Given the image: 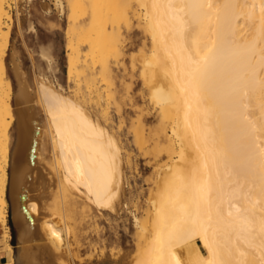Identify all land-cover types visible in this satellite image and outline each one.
I'll list each match as a JSON object with an SVG mask.
<instances>
[{
  "label": "bare ground",
  "instance_id": "1",
  "mask_svg": "<svg viewBox=\"0 0 264 264\" xmlns=\"http://www.w3.org/2000/svg\"><path fill=\"white\" fill-rule=\"evenodd\" d=\"M7 2L0 0V235L5 244L0 255L7 257L0 264L15 261L9 243V207L23 236L34 238L41 223L40 204L29 198L31 181L39 180L45 190L57 178L63 199L75 187L97 208L116 212L123 182L118 90L109 93L118 117L115 131L109 126L111 116L102 104L101 90L96 98L79 101L46 83L40 84V101L48 119L46 151L53 162L38 170L41 130L35 124L31 132L22 114L9 175L14 121L5 64L12 21ZM119 4L71 0L68 76L81 66L85 82L93 81L86 63L79 65V53L86 45L100 64L102 78L113 81L117 67L112 55L121 54L125 61V52L135 47L121 42L119 49L115 38L142 29L139 55L132 57V64L139 61L140 76L164 117L155 136L159 141L160 133L166 136L171 162L166 164L167 178L157 194L146 229L148 244L138 264H185L178 253L183 244L190 264H264V0H121ZM98 43H105L100 50L95 48ZM93 100L100 118L87 106ZM41 226L56 247L66 243L65 223L45 218Z\"/></svg>",
  "mask_w": 264,
  "mask_h": 264
},
{
  "label": "rangeland",
  "instance_id": "2",
  "mask_svg": "<svg viewBox=\"0 0 264 264\" xmlns=\"http://www.w3.org/2000/svg\"><path fill=\"white\" fill-rule=\"evenodd\" d=\"M115 2L119 4L121 0H115ZM7 3L12 21L5 64L12 85L10 103L11 116L14 121L9 175L11 176L12 173L13 153L17 144L22 114H24L23 121L28 122L31 132L34 130L35 124H38L41 130L39 142L42 156L38 170L46 169L47 166H50V162H53L50 153L46 151L48 119L40 101L41 83L69 92L73 98L79 101L84 100L85 97L88 99V96L96 98L101 90L102 104L107 105L108 115L111 116L109 117L112 122L109 120V126L115 131L118 117L113 97L109 93L115 89L119 91H117V96L121 103L119 133H121V170H123L120 206H118L117 212L111 209L97 208L83 190L75 187L69 189L71 190L69 194L65 191L68 197L63 199L64 193L57 178L51 182L49 189L47 187L45 190L40 188L39 180L31 181L29 198L40 204L41 223L36 227L35 240L31 235L23 236L14 224L12 208L9 207L8 225L11 233L9 243L14 251V264L140 263V258L144 256L145 252L143 250L149 240L146 229L150 227L157 194L163 189L168 172L166 164L171 162L166 150L168 145L166 136L164 133H160V141L155 136L156 130L163 127L165 121L162 123L163 116L156 109L150 87L140 76V63L137 59L133 66L132 60L139 55V47H141L142 29L140 28V32L122 38L121 35L115 38L117 42H120L117 46L119 49L121 42L123 46L135 43V47L125 52V61L121 59V54L118 57L111 56L112 65L114 68L117 67L113 72L116 80L113 79V81L105 82L106 79H103L104 76L99 73L100 64L94 62L93 54L87 52V46L83 45L82 51L79 53L81 60L79 65L86 63V67L91 71V77H94L93 81L90 78V82L87 84L81 66H78L77 70L75 69L70 78L68 76L67 42L69 37L67 29L73 23L71 0H8ZM77 38H75L76 42ZM103 44L105 43H98L95 48L100 50L103 48ZM134 56L135 58H132ZM118 60L119 62H116ZM109 81L110 83L106 84ZM89 92H92V95ZM93 103L94 100L86 105L94 114L99 113L95 116L100 118L99 108L98 110V106L94 108L95 103ZM10 178L7 188L8 201ZM50 189L51 191L48 193L47 190ZM51 192L54 194L48 196ZM67 199L72 203L71 201L68 203ZM65 201H67L68 207L64 203ZM45 218H52L59 224L65 223L69 227L66 243H62V247L58 248L52 244L47 232L42 228L41 225ZM195 241L201 244L198 238ZM4 246L0 235L1 253L4 252ZM178 247L181 259L185 264H190L187 246L183 244ZM199 247L206 253L204 247L201 245Z\"/></svg>",
  "mask_w": 264,
  "mask_h": 264
},
{
  "label": "crops",
  "instance_id": "3",
  "mask_svg": "<svg viewBox=\"0 0 264 264\" xmlns=\"http://www.w3.org/2000/svg\"><path fill=\"white\" fill-rule=\"evenodd\" d=\"M11 201V191H10V197H9V202ZM5 257V258H4ZM6 255H0V262H3L6 260ZM3 259V260H2Z\"/></svg>",
  "mask_w": 264,
  "mask_h": 264
},
{
  "label": "trees",
  "instance_id": "4",
  "mask_svg": "<svg viewBox=\"0 0 264 264\" xmlns=\"http://www.w3.org/2000/svg\"><path fill=\"white\" fill-rule=\"evenodd\" d=\"M4 262V261H3Z\"/></svg>",
  "mask_w": 264,
  "mask_h": 264
}]
</instances>
